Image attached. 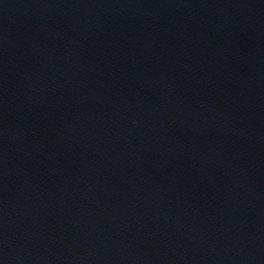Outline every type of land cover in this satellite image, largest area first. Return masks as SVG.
I'll use <instances>...</instances> for the list:
<instances>
[{
  "label": "water",
  "instance_id": "95a60500",
  "mask_svg": "<svg viewBox=\"0 0 264 264\" xmlns=\"http://www.w3.org/2000/svg\"><path fill=\"white\" fill-rule=\"evenodd\" d=\"M0 264H264V0H0Z\"/></svg>",
  "mask_w": 264,
  "mask_h": 264
}]
</instances>
